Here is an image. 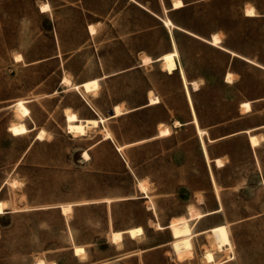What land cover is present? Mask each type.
Segmentation results:
<instances>
[{
  "label": "rangeland",
  "instance_id": "1",
  "mask_svg": "<svg viewBox=\"0 0 264 264\" xmlns=\"http://www.w3.org/2000/svg\"><path fill=\"white\" fill-rule=\"evenodd\" d=\"M182 1L172 8V0H0V264H123L113 262L120 251L171 240L161 226L172 217L214 206L195 128L173 121L191 116L186 88L201 127L236 117L241 100L264 95V0ZM43 2L48 10H40ZM248 5L252 16L244 13ZM214 33L235 54L210 43ZM173 48L169 72L156 58ZM94 77L99 85L91 92L73 86ZM151 93L159 102L146 103ZM19 98L28 115L14 109ZM116 103L122 113L85 134L66 130L65 109L104 117ZM252 117L264 118V110ZM19 121L28 130L13 135L8 125ZM234 173L214 176L222 184ZM236 174L247 186L220 185L228 207L212 217L227 222L232 260L224 264H264V191H254L260 175L254 168ZM134 224L141 234L110 240L113 229ZM193 238L197 259L188 263L208 264L214 238ZM77 244L82 256L74 254ZM149 251V262L138 263L161 264V252Z\"/></svg>",
  "mask_w": 264,
  "mask_h": 264
},
{
  "label": "crops",
  "instance_id": "2",
  "mask_svg": "<svg viewBox=\"0 0 264 264\" xmlns=\"http://www.w3.org/2000/svg\"><path fill=\"white\" fill-rule=\"evenodd\" d=\"M41 11H44V10H41ZM178 28H180V27H178ZM205 40H207V39H205ZM208 41L211 43L210 40H208ZM219 47H221V46H219ZM221 48H223V47H221ZM223 49H225V48H223ZM225 50L229 51L228 49H225ZM159 57H160V55H159ZM159 57L156 58V60H160ZM175 59H176V56H175ZM174 69H175V67H174ZM229 72H231V71H229ZM182 74H183V72H182ZM226 75H227V73H226ZM225 80L226 81H232V80H227L226 77H225ZM193 83H196V82H193ZM188 99H189V97H188ZM245 100H248L250 103V109L249 110L242 109L241 102L245 101ZM189 101H190V110H191L190 118L184 120L182 123L179 120L175 119V120L179 121V123L176 124L175 120H174L173 126H182L184 124L191 123L193 128H195V134L194 135H197L196 137H197V139L199 141V145L201 147L202 157L204 159L205 164L208 165V177H209L210 183L212 184V191L214 193V198H215L214 199L215 203H214L213 207H210V208H207L204 210H201V209L199 210L197 207L193 206V209L202 213V215L199 218L189 219L190 223L192 224L191 238L193 240L194 239L193 237L199 236L202 234L211 235L210 229L214 225H217L216 224L217 222L212 221V217H214L216 215V213L221 212L222 209L228 207L226 201L223 198L221 199V197H220V194L222 193L223 189L220 190L219 186L222 185V188H223L224 187L223 185H227L228 187H230L229 189L236 190L239 192L242 191L244 189V187L247 186V181H246L247 179L246 178H242V179L236 178L238 176L236 174V172L238 170H240L241 168H254V170L257 173H259V175H260V179L258 181L259 184H258L257 188H255L254 191H255V193H259V192L264 191V118L263 117L257 118V120H255L252 117L253 114L256 113L257 110H262V111L264 110V95L256 96V97L250 98V99L241 100L239 102L240 107L238 108L240 114H238L236 117L225 120V121H220L219 123L214 124V125H207V126H202V127L199 125V120L197 118L196 111L194 110V108L192 106L191 98L189 99ZM157 102H159V100ZM157 102H154V103H157ZM146 103L148 104L149 100ZM75 113H77V112L75 111ZM121 113H119V114H121ZM77 115L79 116L78 113H77ZM114 115H118V114H115V112H113V106H112V108H110V114L107 116L103 117L100 115L97 116V115L93 114L92 116H85V117L79 116V118H81L82 120H84L85 118H92V117H96V118L103 117L104 119H107V118H110V116H114ZM194 115L197 118L198 127L205 129V132L202 134V136L198 133L197 128L195 126V123L193 121ZM101 122L102 121H99L96 126L101 124ZM220 124L224 125V127H223L224 129H222L219 133H213L212 134V132L215 131L214 126L215 125L220 126ZM169 134H170V131L166 135H169ZM166 135H160V136L165 137ZM250 135H255L258 137L257 144H253V145L251 144ZM85 150L88 151V149H85ZM217 158H220L222 160L220 164H217L215 162ZM241 161H244L246 165L242 166ZM227 169L228 170L229 169L234 170L235 173L230 174L229 176H230V178H231V176H233L235 178L228 179L227 181H223L222 184H219L217 177L214 175H216V173L218 171L221 172V171L227 170ZM239 176H240V174H239ZM215 179L217 182L215 181ZM245 202H250V201L245 200ZM191 207L192 206L187 208V212L185 214H180V215L185 216L186 214H188ZM176 216H179V215H176ZM174 218H177V217H174ZM170 220H172V219H170ZM170 220H168V222ZM169 223L162 225L161 229H168L169 228V231H170ZM223 223L227 225V222H223ZM223 223H219V224H223ZM134 225H139V224H134ZM128 227H131V226H128ZM128 227L119 228V229L125 230ZM124 234H126L130 239L135 238L137 236V235H135V236L131 237L126 231H124V232H122V237ZM170 234H171V231H170ZM122 237H121V239H122ZM171 237H172V235H171ZM121 239H120V241H121ZM120 241H118V242H120ZM171 242H172V238H171V240L170 239H167V240L164 239L161 241H157V242L152 243L150 245L137 244L134 247L130 248L129 251H126V252L120 251L118 254H116L114 256L113 262H115V263L120 262L123 264H139L138 259H140L144 263H147V262H149V259H150L149 258V254H150L149 250L150 249H158L161 252V255L163 257V259H162L163 261L161 264H187L190 260L194 261L197 259V256L194 254V251H193L194 246L192 247L191 250L184 252L182 254V258L180 259L179 257H177ZM168 244H169V247H168ZM205 244H206V242L204 243V245ZM151 247H153V248H151ZM201 247H202V245H201ZM73 248H74V246H73ZM212 252H213V255L215 256V258L218 261H221L218 264H224V262L232 260V257L230 256L231 252H232L231 248L224 249L223 251H220L219 249H217V250L212 251ZM207 262H209V261H207Z\"/></svg>",
  "mask_w": 264,
  "mask_h": 264
},
{
  "label": "bare ground",
  "instance_id": "3",
  "mask_svg": "<svg viewBox=\"0 0 264 264\" xmlns=\"http://www.w3.org/2000/svg\"><path fill=\"white\" fill-rule=\"evenodd\" d=\"M183 4H184V1H182V0H172V7L173 8H178ZM48 9H49V4H47L46 2L41 3L40 10H48ZM244 13L246 15L252 16L256 13L255 8L251 5H248V6H246ZM162 20H164L165 24L168 26H177L167 16L162 17ZM88 29H89V32H93L94 31V25L90 24ZM211 36L212 37H211L210 41L212 44L217 45V46L219 45L225 49H228V48L222 46L221 44H219V42L221 40L219 35L214 33ZM229 51L231 53L235 54L234 51H232V50H229ZM176 54H177L176 48H173L172 50L164 51L162 54H160L159 59L161 61V65L164 69H167L169 72L172 71V69H174V67L176 68V59H175ZM21 58H22L21 54L17 53L15 55L14 60L17 61V60H20ZM226 73H227L226 79L228 80L230 78L231 73L229 71H227ZM181 74H182V72H181ZM182 75H183L184 83H186V79L184 77V74H182ZM62 81L64 83H66L67 85L71 84L70 79L66 76H63ZM79 85L82 87L84 92H91L92 90H95L96 88H98V85H99L98 78L94 77V78H91L89 80H84L79 84L75 83L73 86L79 87ZM193 85L195 88L196 83H193ZM186 92H187V95L190 99V93L188 92L187 88H186ZM148 100H149V103H154V102H157L159 100V98H158L157 94L151 93ZM25 101H26V99L19 98V99H17V101H15L13 103V107L18 112V114L28 115L29 109L25 105ZM241 106H242V109H244V110L250 109V103L248 100L242 101ZM113 112H115V114L121 113L120 107L117 103L113 105ZM64 113H65V120H66V130L68 132H73V133L75 132V133H79V134H85L87 128L95 126L98 124L99 121L104 120L103 117H100V118L92 117V118H85L84 120H82L81 118H79V116L77 115V113H75L74 110L71 111L69 109H65ZM193 121L195 123V126L197 128L198 133L202 136V134L205 132V129L198 127L197 118L195 115L193 116ZM175 123L178 124L179 121L175 120ZM8 129L13 135H19L20 133H24L28 130V128L26 127V125L23 121L12 122L11 124L8 125ZM42 131L43 130L37 131V135H36L37 138L42 137V135H43ZM169 131H170V129L165 124V125L159 127L158 134L159 135H166L167 133H169ZM109 133L110 132H105V135L103 138H109L110 137ZM257 141H258L257 136L250 135V142L252 145L257 144ZM117 148H120V147H117ZM82 155L85 158L89 157V153L87 150H84ZM221 161L222 160L220 158H217L215 162L217 164H220ZM138 185H140V189L144 191L145 185H143L141 181L138 182ZM5 207H6V202L4 200L3 201L0 200V213L3 212ZM61 207H62V212L67 213L70 210L71 205L69 203H66V204H62ZM201 215H202L201 212H199V211L193 209V207H191L189 210V213L186 214L185 216L179 215L177 218L172 217L171 218L172 220H170L171 222L169 223V227H170V231H171V235H172V242L171 243H172L173 249H174L177 257H179L180 259L182 258V254L184 252L191 250L193 247L192 238H191L192 224L190 223L189 219H196V218H199ZM124 231H126L132 237V236L139 235L140 233H142L143 228L141 225H135V226L128 227L125 230L113 229V231H111V233H110V240L112 242L120 241V239L122 237V232H124ZM210 231H211L212 237L214 238V242L216 244V247L220 251H223L224 249L231 248V240H230V237L228 236V228H227L226 224L223 223V224L214 225L210 229ZM73 251H74V254H76V255L80 254L82 256L85 249L82 245L77 244L74 246ZM204 258L206 261L210 262L209 264H218L221 262L215 258V256L213 255V252L210 249H207L205 251ZM44 263H45V260L43 258L38 259V264H44ZM50 264H55V263H50Z\"/></svg>",
  "mask_w": 264,
  "mask_h": 264
},
{
  "label": "built area",
  "instance_id": "4",
  "mask_svg": "<svg viewBox=\"0 0 264 264\" xmlns=\"http://www.w3.org/2000/svg\"><path fill=\"white\" fill-rule=\"evenodd\" d=\"M218 249V248H217Z\"/></svg>",
  "mask_w": 264,
  "mask_h": 264
}]
</instances>
